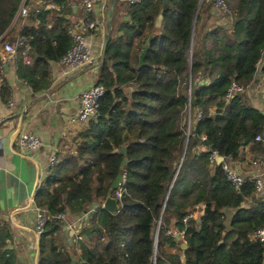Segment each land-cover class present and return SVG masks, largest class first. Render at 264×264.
<instances>
[{
	"label": "trees",
	"instance_id": "trees-1",
	"mask_svg": "<svg viewBox=\"0 0 264 264\" xmlns=\"http://www.w3.org/2000/svg\"><path fill=\"white\" fill-rule=\"evenodd\" d=\"M50 1L61 7L65 0H41L33 23L21 31L32 61L29 66L17 62V76L34 93L48 89L49 63L58 62L72 46L63 10L43 11ZM213 2L203 0L199 7L200 0H167L164 10L163 0H144L126 6L124 15L112 21L96 78L106 90L98 116L79 135L75 150L57 157L33 196L35 206L52 217H75L104 201L127 158L122 208L115 215L99 210L80 229L82 240L75 244L79 263L153 264L154 234L164 206L155 264H181L175 240L181 232L185 264H264V243L250 238L264 226V195L257 196L250 181L237 191L222 168L209 162L212 151L237 160L244 148L253 158H264V113L248 97L258 85H253L257 74L264 85V66L257 68L264 54V0H224L229 17ZM20 3L0 0V37ZM210 18L224 24L209 25L205 19ZM149 37L141 66L139 55ZM231 83L243 91L226 101ZM188 106V144L176 175ZM247 199L253 204L245 208ZM202 208L196 220L183 221ZM62 226L50 222L37 237L36 264H72L75 245L66 248ZM6 238L0 231V248ZM6 254L0 253V264L13 263Z\"/></svg>",
	"mask_w": 264,
	"mask_h": 264
},
{
	"label": "crops",
	"instance_id": "crops-1",
	"mask_svg": "<svg viewBox=\"0 0 264 264\" xmlns=\"http://www.w3.org/2000/svg\"><path fill=\"white\" fill-rule=\"evenodd\" d=\"M89 1L93 5L90 12L84 9L82 0H65L61 7L56 2H52L63 10L66 26L79 25L84 20L100 21L102 24L100 32L95 33L90 39L93 46L92 54L100 59L102 31L106 23L105 18L103 19L104 10L109 0ZM33 2L35 4L32 5L33 8L38 6L39 9L42 5L41 0H33ZM122 3L125 1L115 0L112 21L121 18L117 17L118 14L124 15L125 6ZM117 5L119 11L115 16ZM45 6L43 11H47L44 9ZM127 20L128 17H125V21ZM205 20L212 26L223 23L212 18ZM37 23L35 21V27ZM91 34L85 32L86 37ZM17 62L5 73L6 89L0 97V231L8 237L4 241V246L0 248V253L7 251L6 255L12 260V264H36L37 237L33 232L35 212L30 200L34 196L36 186L47 176L49 159L54 155L60 157L68 151L75 150L80 143L79 135L87 129L88 123L75 120L79 110V96L96 84L99 68L83 67L70 73L62 70L57 62H50L48 89L34 93L26 82L18 78ZM261 62L258 70L264 66V56ZM263 89L264 85L259 77L257 87L248 92V97L251 104L264 113ZM9 100L13 103V108L10 109L7 105ZM22 110H25V114L22 118L21 132L40 138L42 147L37 151L21 153L15 146V141L12 142V137L19 127V120L13 117ZM210 113L213 114L214 109L210 110ZM252 159L253 156L248 149L244 148L240 151L237 160L228 158L227 161L238 172L253 173L254 169L250 163ZM251 204H253L252 200L247 199L243 207L248 208ZM67 220L74 221V217L68 215ZM88 223L89 221L79 223L80 229L88 227ZM67 235L72 243L69 244L62 237L67 245L66 248L78 243L69 229ZM75 253L76 255L72 254V256L73 260L77 261L80 251L76 245Z\"/></svg>",
	"mask_w": 264,
	"mask_h": 264
},
{
	"label": "built area",
	"instance_id": "built-area-1",
	"mask_svg": "<svg viewBox=\"0 0 264 264\" xmlns=\"http://www.w3.org/2000/svg\"><path fill=\"white\" fill-rule=\"evenodd\" d=\"M144 0H125V4L130 7L141 3ZM82 4L84 9L87 12L92 10L93 5L89 0H82ZM213 5L216 9L221 11L223 15L230 16L232 13L227 8L224 0H214ZM47 11H60V8L55 6V4L50 1L44 8ZM28 8L24 4L20 6L17 11L18 18H26L28 16ZM224 24V22L222 23ZM67 33L72 39V46L69 51L57 62L62 70L65 72H72L77 69L83 67H95L99 61L98 58H95L92 54V44L90 39L95 35V33L100 32V28L102 24L100 21L94 20H84L81 21L79 25H68ZM104 28V26H103ZM24 29L23 26L20 27L18 31V36L14 37L12 40L8 39V34L5 37H0V97L4 90L6 89V67L11 68L17 61V52L18 49H21L22 54V63L26 66H29L32 61V57L30 54V47L27 44L26 38L21 35V31ZM91 32L92 34L89 37H86L85 32ZM264 56V54H263ZM262 62L258 63L257 68L261 67ZM134 87V83H130L128 89L131 90ZM243 88L238 86L235 83H231L228 88L226 101L231 99L233 95L237 92H242ZM264 91V89L262 90ZM106 90L100 84H95L88 90L81 93L79 96V110L75 117L76 121L82 123H89L94 120L98 116L100 100L105 96ZM8 108H13V103L9 100L7 102ZM201 118L200 113H198L197 119ZM202 140L205 141V137H202ZM262 139L260 136H257L255 141L260 142ZM15 146L17 149L24 153L26 151H37L40 147H42V142L38 136L27 132H20L18 137L15 140ZM224 157L218 154L216 151L210 152L209 162L212 166L216 165L215 160L217 157ZM228 159L224 157V161L220 165L224 173L226 174V178L228 182L238 191L242 185L246 182L250 181L255 185L256 195L263 196L264 195V158H253L250 163L251 167L254 169L253 173H241L235 169H231L228 164ZM57 163V156L54 155L49 159V167L53 166ZM126 181V173H123V178L118 188L113 193V198L119 201L122 197V194L125 192L123 187ZM30 202L34 205L33 211L35 212V223L33 226V232L36 237L42 235L45 231V227L50 222L60 221L62 223H66L67 229L73 234L75 241H81L82 236H80V224L77 221H68L66 214H59L57 216H50L45 210H41L37 208L34 204L33 198ZM103 203V202H102ZM99 203V204H102ZM203 212V208L200 212H191L189 215L183 220L184 222L187 219L196 220L198 215H201ZM181 237L183 236V232L178 233ZM250 238L253 241H258L260 243H264V226L255 230ZM154 260V259H153ZM181 260V257H180ZM1 262V261H0ZM155 264V260L153 261Z\"/></svg>",
	"mask_w": 264,
	"mask_h": 264
},
{
	"label": "water",
	"instance_id": "water-1",
	"mask_svg": "<svg viewBox=\"0 0 264 264\" xmlns=\"http://www.w3.org/2000/svg\"><path fill=\"white\" fill-rule=\"evenodd\" d=\"M24 1L25 0H23L22 4H24ZM202 2H203V0H200L199 7H200ZM163 5H164L163 9L165 10L167 8V0H163ZM114 7H115V0H109L108 20L104 24V34H103V39H102V44H101V55H100V59H99L97 65L95 66V68H99L104 62L105 50H106V46H107V42H108L109 33H110V30H111V23H112V20H113ZM16 17H17V13H16V15H15V17L13 19L12 24L16 21ZM196 17H197V15H196ZM196 17H195L194 24L196 22ZM161 22H162V15L160 14V15H158V17L155 20V27L157 29L160 28ZM12 24L10 25V27L12 26ZM10 27H8V29L4 32V34L1 37H5L9 33ZM120 35L121 34H119V36ZM152 39H153L152 37L148 38V40H147V42H146L141 54L139 55V61H140V65L141 66L144 65V58H145L147 50L149 49V45H150ZM33 58L34 59H38V58L42 59L43 57L42 56H34ZM6 70H8V67H6ZM259 77H260V75L257 74V78L254 81L253 85H257L258 84ZM251 89H252V87L248 88V91H250ZM239 93L240 92H237L236 94H239ZM188 108L190 109V106H188ZM24 114H25V110H22L19 114L15 115L13 117L14 119H18L19 120V127L17 128V130L15 131V133H14V135L12 137V142H14L16 140V138L18 137V135L21 132V123H22V118H23ZM189 129H190V123L188 121L187 131H186L185 148H184V152H183V155L181 157V161H180L179 167L177 169L176 175H177L178 170H179V168H180V166L182 164V161H183V158H184V155H185V152H186V147H187V144H188V137H189ZM120 154L125 155L126 154V150L122 149L120 151ZM223 161H224V157H220V156L217 157L216 160H215L216 166H220ZM127 162H128V160L125 157L123 159L121 165H120L119 174L117 175L115 180L112 182V184H111V186H110V188H109V190H108V192L106 194V197H105L103 203L102 204L94 203L87 210H85V211H83L81 213H78L74 217V221H77L80 224H82L85 221H90L92 215L95 212L99 211V210L107 211L111 215H115V214H117L120 211V209L122 208V205L117 203V200L113 198L112 193L118 188L119 184L122 181L123 173H124V166L127 164ZM163 211H164V206H163V208L161 210L160 218H159V220L157 222L156 229H155V234H154V251H153L154 260H155L156 250H157L158 234H159V229H160V225H161V218H162ZM222 212H226V210L223 209ZM225 225L228 227L229 224L226 223ZM60 236L64 237L65 240L69 244L72 243L71 239L67 235L66 223H63ZM175 240L178 243H180L179 248L181 250V264H185L184 251L187 249V245L182 242V237L179 234L175 235ZM72 264H82V263H78L77 261H73Z\"/></svg>",
	"mask_w": 264,
	"mask_h": 264
},
{
	"label": "rangeland",
	"instance_id": "rangeland-1",
	"mask_svg": "<svg viewBox=\"0 0 264 264\" xmlns=\"http://www.w3.org/2000/svg\"><path fill=\"white\" fill-rule=\"evenodd\" d=\"M22 2H23V0H21L20 6L22 5ZM26 2H29V5L27 6V8L29 10L28 16L26 18H18V19H16V21L13 24L11 23L12 26L11 27L9 26L10 27V33H8V39L9 40H12L14 37H16V35L18 36V31H19V29H20L21 26L27 28V27H29L33 23V21H31V17L34 16L33 11L36 10V9H38V6H35L33 8V6L35 5L34 2H33V0H25L24 3H26ZM122 5L126 7L125 3H122ZM20 6L18 7V9L20 8ZM108 7H109V4H107L106 7H105L104 17H103V19L105 18V21L106 22L108 20ZM118 9H119V5H117V7H116L115 16L117 14V11H119ZM68 13H70V10L69 9H68ZM118 16L121 17V14H118L117 17ZM102 33L104 34V29H103ZM103 34H102V36H103ZM102 39H103V37H102ZM21 51H22L21 49H18V52H17V56H18L17 60L19 62H22V54H21ZM190 114H191L190 109L187 107V111H186V123H187V125H188V121L191 124V115ZM229 165H231V164H229ZM230 168L233 169L231 166H230ZM178 244L180 245V243H178Z\"/></svg>",
	"mask_w": 264,
	"mask_h": 264
}]
</instances>
